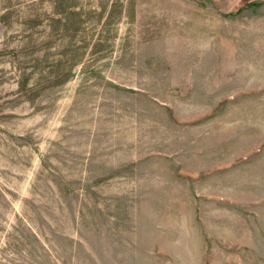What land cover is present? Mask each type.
I'll return each instance as SVG.
<instances>
[{
	"label": "rangeland",
	"instance_id": "374dc122",
	"mask_svg": "<svg viewBox=\"0 0 264 264\" xmlns=\"http://www.w3.org/2000/svg\"><path fill=\"white\" fill-rule=\"evenodd\" d=\"M0 264H264V0H0Z\"/></svg>",
	"mask_w": 264,
	"mask_h": 264
}]
</instances>
